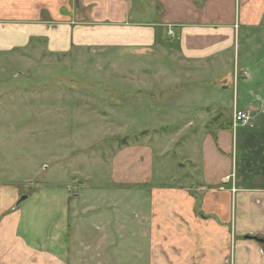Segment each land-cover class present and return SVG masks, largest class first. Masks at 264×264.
<instances>
[{
    "label": "crops",
    "instance_id": "1",
    "mask_svg": "<svg viewBox=\"0 0 264 264\" xmlns=\"http://www.w3.org/2000/svg\"><path fill=\"white\" fill-rule=\"evenodd\" d=\"M34 46L52 56L159 48L174 69L152 75H173L176 92L212 81L194 96L209 99L206 113L217 108L200 119L191 181L152 185L156 151L124 143L110 190L43 189L45 227L31 242L19 231V194L2 192L0 264H264V0H0V57ZM230 87L236 102L223 107ZM234 109L249 112L252 129H232Z\"/></svg>",
    "mask_w": 264,
    "mask_h": 264
},
{
    "label": "rangeland",
    "instance_id": "2",
    "mask_svg": "<svg viewBox=\"0 0 264 264\" xmlns=\"http://www.w3.org/2000/svg\"><path fill=\"white\" fill-rule=\"evenodd\" d=\"M40 46L0 57V193L17 191V200L28 195L14 209L28 242L45 227L44 219L37 220L38 210L47 206L43 189L60 194L69 185L72 194L85 181L110 190V161L124 143H143L156 151L154 186L198 177L190 162L198 158L202 141L200 119L217 107L208 106L206 113L209 99L194 95L212 81L200 80L199 90L195 85L176 92L180 83L173 75H152L162 67L174 69L159 48L142 57L127 49L52 56ZM144 68L149 75L141 74ZM221 95L223 107L236 102L232 87ZM162 127L166 131L150 132ZM195 129H201L198 136ZM36 192L39 200L32 197Z\"/></svg>",
    "mask_w": 264,
    "mask_h": 264
},
{
    "label": "built area",
    "instance_id": "3",
    "mask_svg": "<svg viewBox=\"0 0 264 264\" xmlns=\"http://www.w3.org/2000/svg\"><path fill=\"white\" fill-rule=\"evenodd\" d=\"M232 128L233 130L237 129L238 127L243 128H253V123L251 116L248 111L246 110H233L232 113Z\"/></svg>",
    "mask_w": 264,
    "mask_h": 264
},
{
    "label": "water",
    "instance_id": "4",
    "mask_svg": "<svg viewBox=\"0 0 264 264\" xmlns=\"http://www.w3.org/2000/svg\"><path fill=\"white\" fill-rule=\"evenodd\" d=\"M27 198V196L26 195H22L19 199H18V201L16 202V204H15V207H17L22 201H24L25 199ZM248 238V237H247ZM251 238V237H250ZM253 238V237H252ZM254 240H257L256 238H253ZM258 241H260V240H258ZM261 242V241H260Z\"/></svg>",
    "mask_w": 264,
    "mask_h": 264
}]
</instances>
